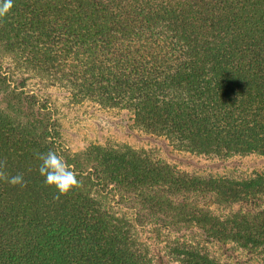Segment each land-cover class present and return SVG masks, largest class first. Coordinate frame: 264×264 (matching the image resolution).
Masks as SVG:
<instances>
[{"label":"trees","instance_id":"16d2710c","mask_svg":"<svg viewBox=\"0 0 264 264\" xmlns=\"http://www.w3.org/2000/svg\"><path fill=\"white\" fill-rule=\"evenodd\" d=\"M0 58L20 88L127 112L177 152L264 158V0H14ZM0 93V163L26 181L0 182V264H264V172L186 171L107 142L72 153L37 95L1 75ZM49 150L80 181L59 198L35 158Z\"/></svg>","mask_w":264,"mask_h":264},{"label":"rangeland","instance_id":"374dc122","mask_svg":"<svg viewBox=\"0 0 264 264\" xmlns=\"http://www.w3.org/2000/svg\"><path fill=\"white\" fill-rule=\"evenodd\" d=\"M0 66L2 67L0 75L7 78V84L11 88H17V92L23 91L28 93V95H37L39 97L38 103L46 105L45 112L52 119L58 121L60 125L62 145L72 153H78L92 143L107 142L111 144H126L134 149L153 151L161 159L186 171H205L216 175H221L228 171L229 173L236 171L243 174L264 172V158L262 157L235 158L228 162H206L189 154L177 152L161 138L143 136L133 132L131 130V115L127 112H99L87 105L74 103L66 93L41 88V85L33 81L27 82L23 88H20L18 85L22 81L18 69L8 64L5 59H2ZM11 78L16 81L11 82ZM40 97L42 100H40ZM0 107H4L1 93ZM199 201H205V198L203 200L199 199ZM125 210L128 212L129 217L130 214H135L129 207H125ZM154 227V224L146 227L150 230V243L155 241V238L152 237L154 236ZM161 228H157L158 233L163 232V228ZM163 246L164 243H159L157 240L156 247L162 248ZM247 254V252L238 253V257L243 261L242 264L248 259L245 258ZM227 263H229V258ZM247 263L258 264L253 259L248 260Z\"/></svg>","mask_w":264,"mask_h":264},{"label":"clouds","instance_id":"9594fccd","mask_svg":"<svg viewBox=\"0 0 264 264\" xmlns=\"http://www.w3.org/2000/svg\"><path fill=\"white\" fill-rule=\"evenodd\" d=\"M13 6L14 0H0V18L7 16ZM35 158L40 162L38 166L40 176L44 178L47 186L56 190L58 193L57 198L69 194L80 186L77 174L70 168L63 157L55 151L37 152ZM0 182H6L12 186H26L23 174L8 175L4 171L2 163H0Z\"/></svg>","mask_w":264,"mask_h":264}]
</instances>
